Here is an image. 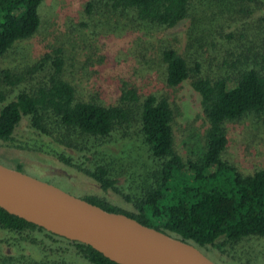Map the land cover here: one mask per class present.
I'll list each match as a JSON object with an SVG mask.
<instances>
[{
  "label": "trees",
  "instance_id": "16d2710c",
  "mask_svg": "<svg viewBox=\"0 0 264 264\" xmlns=\"http://www.w3.org/2000/svg\"><path fill=\"white\" fill-rule=\"evenodd\" d=\"M258 1L86 0L83 13L93 21L92 26L101 27L94 21V14L112 13L122 17L127 27L149 30L151 35L153 30L174 26L189 17L188 45L197 41L202 47L203 39L218 33L217 26L210 25L217 17L250 13ZM41 2L0 0V59L38 30ZM205 18L211 21L201 23ZM257 34L264 43V30ZM233 35L232 31L226 33L228 38ZM204 46L191 56L193 61L170 45L161 47L157 56L168 85L176 86L191 75L201 95L208 125L203 133V149L195 158H184L174 148V111L166 96L148 93L139 97L134 87L123 86L114 103H105L98 96L81 98L65 78L60 47L45 52L32 64L0 66V139H10L26 115L38 132L82 152L84 159H98L91 169L72 154L63 150L57 153L66 164L78 166L102 189L113 190L131 207L101 195L81 197L199 247H216L226 253L222 259H215L220 264H264L260 260L264 258V247L255 246L264 238V166L244 173L223 155L229 141L227 121L251 112L264 117V48H260L259 67L242 64L248 58L245 56L233 63L231 73L211 77L202 74L197 57L217 56L219 45L210 37ZM132 121L137 124L132 131L140 136L146 161H150L144 169L137 166V157L116 162L111 154L100 156L115 140L129 135ZM14 167L22 170L21 162L17 160ZM125 172L130 177L128 190L117 184V176ZM0 227L24 234L43 250L39 258L28 257L18 264H122L89 244L52 233L1 206ZM38 232L43 233L45 241L37 236Z\"/></svg>",
  "mask_w": 264,
  "mask_h": 264
},
{
  "label": "rangeland",
  "instance_id": "374dc122",
  "mask_svg": "<svg viewBox=\"0 0 264 264\" xmlns=\"http://www.w3.org/2000/svg\"><path fill=\"white\" fill-rule=\"evenodd\" d=\"M85 2L86 0H42L38 30L2 57L0 66L22 67L32 64L45 52H52L60 47L65 58V78L76 87L81 98L98 96L105 103H114L123 86L134 87L139 97L148 93L162 94L167 97L174 111L175 150L184 158H195L203 149V133L208 125L201 95L193 86L191 75L176 86L168 85L159 60L157 61L158 53L161 47L170 45L188 61H193L191 56L198 49L202 51L207 39L212 37L219 45L216 48L217 56L205 59L197 57L201 62L202 74L215 77L231 73L233 63L245 56L248 58L242 64H256L259 67L262 62L260 48H264V43L262 39L259 40L257 31L264 30V21H261L264 18L261 17L264 16V0H259L250 13L234 12L217 17L215 23L210 25H216L218 33L203 39L202 47H199L197 41L192 42V46L188 45L191 34L189 17L174 26L153 30L151 35L149 30L127 27L123 24L122 17L112 13L101 16L94 14V21L100 22L101 27L92 26L93 21L83 13ZM202 20L205 21L201 23L211 21L210 18ZM230 31L234 35L228 38L226 33ZM262 52L264 53V49ZM224 58L226 62H223ZM132 122L129 135L115 140L100 156L111 154L116 162H126V159L137 157V166L144 169L150 161H146V150L140 136L133 132L137 124ZM225 126L229 141L224 157L244 173L263 167L264 117L251 112L238 120L227 121ZM62 150L72 154L81 163L84 160V164L91 169L99 161L94 156L84 159L82 152L57 142L54 136L38 132L31 125L28 116L24 115L11 138L0 139V162L14 167L19 160L23 171L50 181L73 194L101 195L124 207H131L113 190L102 189L96 180L78 166L66 164L57 155ZM117 180L121 189H130L128 172L118 175ZM37 236L45 241L43 233L38 232ZM255 246L264 247V238L258 240ZM200 248L214 260L226 255L216 247ZM42 251L39 245L27 239L24 234L0 227V264H18L28 257L39 258ZM260 260L264 261V258Z\"/></svg>",
  "mask_w": 264,
  "mask_h": 264
},
{
  "label": "water",
  "instance_id": "95a60500",
  "mask_svg": "<svg viewBox=\"0 0 264 264\" xmlns=\"http://www.w3.org/2000/svg\"><path fill=\"white\" fill-rule=\"evenodd\" d=\"M0 206L122 264H220L195 243L0 162Z\"/></svg>",
  "mask_w": 264,
  "mask_h": 264
}]
</instances>
